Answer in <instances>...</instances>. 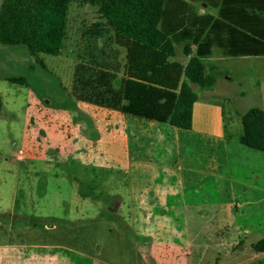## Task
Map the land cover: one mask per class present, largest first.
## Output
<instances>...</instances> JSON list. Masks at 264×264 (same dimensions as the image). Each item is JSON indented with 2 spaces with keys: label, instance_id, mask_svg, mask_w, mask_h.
Instances as JSON below:
<instances>
[{
  "label": "rangeland",
  "instance_id": "obj_1",
  "mask_svg": "<svg viewBox=\"0 0 264 264\" xmlns=\"http://www.w3.org/2000/svg\"><path fill=\"white\" fill-rule=\"evenodd\" d=\"M193 1L197 14L208 5ZM205 14L217 19L219 10ZM95 24L103 31L94 50ZM183 54L185 45L176 46L172 61L182 64ZM125 56L88 0H70L59 56L0 45V264H264L235 244L242 223L264 226V202L254 194L244 206L231 196L235 171L191 177L185 166L198 163L196 135L168 134L161 124L142 131L71 95L77 65L91 59L119 67L114 87H121ZM211 64L213 88L192 85L196 127L241 134V116L264 110V57ZM168 143L172 156L162 152ZM199 212L204 218H193Z\"/></svg>",
  "mask_w": 264,
  "mask_h": 264
},
{
  "label": "trees",
  "instance_id": "obj_2",
  "mask_svg": "<svg viewBox=\"0 0 264 264\" xmlns=\"http://www.w3.org/2000/svg\"><path fill=\"white\" fill-rule=\"evenodd\" d=\"M88 1L126 51L119 88L114 87L117 66L108 68L91 59L90 65L75 69L71 95L99 109L190 131L198 98L192 85L209 91L215 84V68L209 71L205 63L212 48L230 58L264 57V0H205L219 10L217 19L197 14L187 0ZM69 5L70 0H1L0 45L24 46L30 56H59ZM93 27L95 50L103 25ZM183 43L186 54L195 47L185 66L171 62L174 46ZM241 125L239 143L264 153V110L250 109L241 116ZM252 248L264 252V240Z\"/></svg>",
  "mask_w": 264,
  "mask_h": 264
},
{
  "label": "crops",
  "instance_id": "obj_3",
  "mask_svg": "<svg viewBox=\"0 0 264 264\" xmlns=\"http://www.w3.org/2000/svg\"><path fill=\"white\" fill-rule=\"evenodd\" d=\"M189 2L188 3L191 4L195 8V5H196L195 2L193 0L192 1L189 0ZM200 6L202 8L200 12L198 13L200 15H204L207 11L213 12V10H217L215 8L209 9L208 5L206 4H203ZM183 44L185 45V43ZM178 45H181V44H178ZM178 45L174 46L175 56H176V46ZM214 49L216 50V54H214ZM187 54L186 53L183 54V57L181 60L183 61L182 64L176 61H172L173 58L171 59V62H176L182 66H185L188 60L191 57L195 56V47L191 46ZM225 58H230V57H226L220 48L214 46L212 48L211 56L208 59H206V61H210L208 63L210 67L216 68L214 65L211 64V62L214 63L217 61H221L222 59H225ZM238 58L248 59L249 57H238ZM203 91H206V90H203ZM198 105H199V100L197 98V101L194 103L193 110H192V128L190 131H183V132H188L192 135H196L197 136L196 138L199 139L197 141V147L194 148V152H193L198 158V163L193 162V163H189L188 166H185L186 169L188 167L187 170L191 172V174L189 173V175L192 177V175L193 176L196 174L200 175V174H203L204 172L205 173L207 172L210 176H214V178H219L218 174L221 172L222 169L227 171L230 174L235 171L238 176L237 181H235L238 187L236 189L235 187L233 188L230 187L231 196L234 197V199L241 198L242 201L244 200L243 201L244 206H250V204L254 202V199L252 198L254 194L258 196L257 202L259 203L264 202V153L249 149L241 145L238 141L239 136L241 134H227L225 128L220 134L210 133L211 131L209 129L204 130L202 128H197L196 127V112H197ZM93 109L95 112H98V111L105 112L106 114L110 115L109 118L112 117L111 118L112 120L114 119L115 115H118V114L121 115L120 113L109 110V109H99L96 107H93ZM127 117L128 118L125 120H131L135 124H138L140 126V130L142 131L145 129L147 130L156 129L157 128L156 124H160V123H154V122L132 118L129 116ZM161 125H164L165 127L167 126L170 127L168 130V134H173V133L176 134L179 131L171 127L168 124H161ZM171 128H173L175 132ZM202 141H205V144H202ZM206 143L209 145H212V149H214L216 152H219L220 154L218 155V154H215V152L206 150L207 148L205 147ZM166 150H168V152H166ZM172 151L173 149L171 148L170 143H168L167 146L162 145L163 153L165 152V154H168V156H172ZM174 153H175L174 155L176 154L181 155V151L178 148V146ZM208 155H211V156L206 158V156ZM217 158L219 161L218 167L216 166ZM166 160L168 161L169 158H167ZM174 165H176L177 167L180 166L181 168L183 167V165H181L180 163L176 164L174 162ZM245 181L249 182L250 184ZM253 190H257V192L254 193ZM224 206L226 207V205ZM238 210L239 209L235 207L234 211L238 213ZM201 214L202 213H200V216L194 215L193 218L195 217L204 218V215H201ZM248 221L249 220H247L246 223H242L239 226V228L237 227L238 228L237 229L238 241L235 242V244L238 245V250H239V247H241L240 248L241 252L251 251L253 253V256H252L253 259L262 260L264 259V252H256L254 251L252 246L264 240V226L258 225V222L255 220H252V221L250 220V223H248ZM262 221H264V219H262ZM222 230H223L222 228L221 229L217 228V231H222ZM225 241L226 239L220 241L219 247L224 246V245H225L224 247H226ZM208 249L212 251L216 250V248L213 245L209 247ZM227 256L225 255L223 258H227Z\"/></svg>",
  "mask_w": 264,
  "mask_h": 264
}]
</instances>
